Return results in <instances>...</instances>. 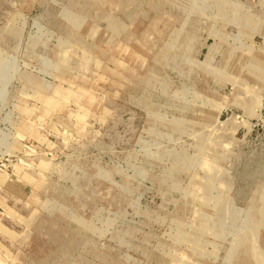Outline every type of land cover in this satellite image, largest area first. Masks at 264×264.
<instances>
[{
  "label": "rangeland",
  "instance_id": "374dc122",
  "mask_svg": "<svg viewBox=\"0 0 264 264\" xmlns=\"http://www.w3.org/2000/svg\"><path fill=\"white\" fill-rule=\"evenodd\" d=\"M0 264H264V0H0Z\"/></svg>",
  "mask_w": 264,
  "mask_h": 264
}]
</instances>
